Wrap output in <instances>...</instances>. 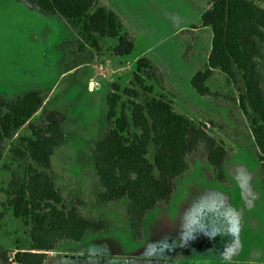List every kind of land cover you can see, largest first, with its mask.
I'll list each match as a JSON object with an SVG mask.
<instances>
[{"label": "rangeland", "instance_id": "374dc122", "mask_svg": "<svg viewBox=\"0 0 264 264\" xmlns=\"http://www.w3.org/2000/svg\"><path fill=\"white\" fill-rule=\"evenodd\" d=\"M103 1L135 40L127 56L112 53L116 40L111 38L100 39V55L80 54L78 36L62 18L25 0H0V95L42 90L50 97L44 110H57L69 133L51 157L52 170L65 178L62 199L70 204L80 200L76 206L80 216L108 225L80 242L62 243L46 264H264V189L256 148L233 102L239 94L218 70L206 83L210 91L220 94L218 98L199 96L190 85L192 75L206 63L211 45L209 28L192 30L199 24L205 0ZM254 1L264 9V0ZM260 45L261 57L255 62L264 88V42ZM142 55L163 69L176 112L224 126V131L209 130L223 140L229 158L224 164L226 183L219 184L201 152L190 171L178 179L174 205L172 201L169 208L161 204L148 212L142 236L135 239L128 200L102 203L95 194L97 175L89 144L106 135V95L111 84L127 85L134 62ZM88 78L102 86L86 92ZM18 134H26V129ZM153 154L150 145L151 161ZM29 162V158L15 159L9 143L4 144L0 202L6 200L4 190L11 178L21 176ZM28 243L22 219L0 204V246L26 250Z\"/></svg>", "mask_w": 264, "mask_h": 264}, {"label": "trees", "instance_id": "16d2710c", "mask_svg": "<svg viewBox=\"0 0 264 264\" xmlns=\"http://www.w3.org/2000/svg\"><path fill=\"white\" fill-rule=\"evenodd\" d=\"M25 1L62 18L77 34L80 54L100 55L101 38L116 40L111 48L115 56H127L134 50V38L103 0ZM197 28L211 30V45L206 63L192 75L190 85L199 96L218 98L220 94L206 85L218 70L237 90L239 97L233 102L253 138L264 189V88L255 62L264 42V9L254 0H205L199 24L192 30ZM110 88L106 135L93 148L101 188L98 198L102 203L126 198L132 235L140 239L146 214L161 204L171 206L178 179L190 171L191 162L201 152L216 182L225 184L229 151L209 130L224 131V126L175 111L165 73L151 58L137 57L129 83L113 82ZM46 97L42 90L0 95V162L6 142L15 159H30L24 173L11 178L4 190L6 200L0 202L15 218L22 219L28 229V248L11 251L0 246V264H46L49 254L62 243L80 242L86 234L108 227L103 220L80 216L76 208L80 200L70 204L62 199L51 157L65 141L63 116L41 111ZM23 128L26 134L17 135ZM150 145L154 148L152 161Z\"/></svg>", "mask_w": 264, "mask_h": 264}, {"label": "crops", "instance_id": "0c3cea01", "mask_svg": "<svg viewBox=\"0 0 264 264\" xmlns=\"http://www.w3.org/2000/svg\"><path fill=\"white\" fill-rule=\"evenodd\" d=\"M79 66V65H78ZM77 67V66H76ZM76 67H73L74 69L76 68ZM98 82L97 81H95V82H93L92 81V78H88V80H87V83H86V85H85V89H86V92H88V90H89V88L90 87H92L93 89H95V90H98L101 86H99V84H97ZM97 88V89H96ZM111 90V89H110ZM110 90L109 91H107V94L110 92ZM50 96V95H49ZM106 97H107V95H106ZM48 99H50V97H47V99L44 101V103H43V105H42V107H41V109H43V111H45L44 109H45V106H46V103H47V100ZM48 112V111H47ZM50 112H57V110H50ZM58 113V112H57ZM63 131H64V133H65V142L62 144V145H64L65 143H66V141H67V139L69 138L68 137V135H69V133H67L66 131H65V128H64V124H63ZM68 135H67V134ZM250 133V132H249ZM250 137H251V141H252V143H254V141H253V138H252V136L250 135ZM99 140H91V144H89V147L91 146V148L93 149L94 148V145H95V143L96 142H98ZM61 145V146H62ZM61 146H59V147H61ZM254 146H255V144H254ZM92 152V151H91ZM93 161H94V159H93ZM52 169H53V167H52ZM53 174H54V182H55V184L57 185V187H59V189L61 190V193H62V196H63V190H62V188H65V183H64V180H65V178L64 177H62V176H59V175H57V173H55V171H53ZM97 175V174H96ZM57 179V180H56ZM94 188L96 189L95 190V194L97 195V197H98V195H99V192H100V190H101V188H100V185H99V180H98V177H97V181H95L94 183ZM78 188H81V186H78ZM67 191V190H66ZM66 194H67V192H65ZM67 195H71V194H67ZM64 199V198H63ZM174 202H175V198H174V200H173V205H174Z\"/></svg>", "mask_w": 264, "mask_h": 264}]
</instances>
